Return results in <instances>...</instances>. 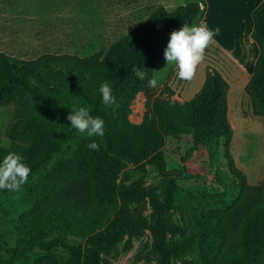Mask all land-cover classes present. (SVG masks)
Here are the masks:
<instances>
[{
	"label": "trees",
	"instance_id": "16d2710c",
	"mask_svg": "<svg viewBox=\"0 0 264 264\" xmlns=\"http://www.w3.org/2000/svg\"><path fill=\"white\" fill-rule=\"evenodd\" d=\"M206 8L204 0L172 11L157 7L105 55L44 54L21 60L0 52V107L17 108L9 129L10 146H0V159L9 152L22 156L31 171L18 191L28 186L32 202L16 225L15 246L7 248L0 243L4 252L0 264H100L101 252L147 225L143 217L118 208L119 198L130 201L144 193L119 187L117 173L128 163L144 161L165 172L160 151L165 137L191 134L192 149L203 146L215 159L221 156L222 147L231 176L242 185L235 204L242 199L246 177L231 154L229 84L217 70L207 71L202 88L190 101L180 104L158 97L142 123L132 124L128 119L135 97L154 93L147 80L165 60L170 34L199 22ZM251 17L250 37L258 45L259 57L246 93L254 114L264 118V0ZM134 70L143 71L145 79H139ZM105 81L115 97V103L108 106L101 103L98 92ZM73 106H87L90 115L102 119L104 135L85 138L69 157H62L78 135L67 120ZM93 141L98 145L95 150L87 147ZM259 190L260 202L240 223L234 244L228 226L234 220L235 204L218 212L195 205L186 212L187 235L169 247L168 229L160 218L168 207L151 196L158 217L154 250L159 264H172L173 254L187 252H195L202 264H264V180ZM10 191L0 189V197ZM69 239H87L90 249L70 244ZM36 250L45 256L33 257ZM59 251L69 254L70 261L52 256Z\"/></svg>",
	"mask_w": 264,
	"mask_h": 264
},
{
	"label": "rangeland",
	"instance_id": "374dc122",
	"mask_svg": "<svg viewBox=\"0 0 264 264\" xmlns=\"http://www.w3.org/2000/svg\"><path fill=\"white\" fill-rule=\"evenodd\" d=\"M192 1L195 0L186 3ZM226 1L219 4L217 0H210L201 20L188 25L205 27L215 33L193 77L190 80L178 78L175 65L162 61L154 71L153 78L157 80L154 93H139L132 102L128 119L132 124L142 123L158 97H169L180 104L190 101L202 88L207 71L217 70L229 84L228 119L233 129L231 154L235 166L245 174V194L235 204L242 185L231 176L222 157V147L219 148L221 156L215 159L203 146L192 149L191 134L165 137L160 150L166 164L165 172H161L157 164L144 161L128 163L117 173L119 187L144 193L135 200L119 198L118 208L143 217L147 225L136 235L125 236L112 248L101 252L100 264H159L154 250L158 217L151 196L163 207H168L160 218L168 229L166 244L169 247L187 235L186 212L195 205L218 212L235 204L231 215L234 220L228 226L230 241L234 244L240 223L260 202L259 188L264 180V118L254 114L246 93L252 75L243 71L247 65L242 66L240 56L245 54L250 42L248 26L244 21L239 24L238 17L225 18L227 12L230 13L229 6L222 7ZM255 3L253 1L251 6ZM181 5L183 3L174 6L169 0H0V52L21 60H34L44 54L81 58L105 55L113 43L143 24L157 7L166 6L172 11ZM248 12L249 8L241 11L245 16ZM213 17L216 18L213 20ZM246 55L251 63L257 51L248 50ZM16 115V106L0 107V146H10L9 129ZM85 138L88 137L78 134L62 157H69ZM27 188L0 197V243L7 248L15 246L19 218L32 208ZM68 242L84 250L90 249L87 239H69ZM3 255L0 251V257ZM44 256L34 251L33 257ZM52 256L70 261L69 254L64 252ZM171 263L202 264L195 252L173 254Z\"/></svg>",
	"mask_w": 264,
	"mask_h": 264
},
{
	"label": "clouds",
	"instance_id": "9594fccd",
	"mask_svg": "<svg viewBox=\"0 0 264 264\" xmlns=\"http://www.w3.org/2000/svg\"><path fill=\"white\" fill-rule=\"evenodd\" d=\"M218 32V29L216 30ZM214 32L200 26H183L178 31H173L169 36L167 47L164 51V58L168 63L175 65L178 78L190 80L197 66L203 59L204 50L211 42ZM136 76L144 80L143 71L134 70ZM157 80L150 78L147 80V87L155 88ZM101 97V103L105 106L115 103V97L112 95V89L107 81L103 82L98 89ZM71 128L77 131V134L86 137L104 135V121L99 117L90 115L87 106H73L67 117ZM90 149H97L95 141L87 145ZM31 169L23 161L21 155L15 152H9L0 159V189L18 191L20 187L28 180Z\"/></svg>",
	"mask_w": 264,
	"mask_h": 264
},
{
	"label": "crops",
	"instance_id": "0c3cea01",
	"mask_svg": "<svg viewBox=\"0 0 264 264\" xmlns=\"http://www.w3.org/2000/svg\"><path fill=\"white\" fill-rule=\"evenodd\" d=\"M174 2V6L175 5H178V4H180V3H183V5H186V4H188V3H191V2H188V3H186V1L187 0H176V1H174V0H169V2ZM205 2H206V4H210V0H204ZM215 2H216V0H214ZM218 1V3L220 4V3H222L223 4V2H224V0H217ZM253 1H256V3H255V5L254 6H251V3L253 2ZM263 0H227L226 2H227V4H224V5H222V7H227V6H229L230 7V13L229 12H227V15H226V19L227 18H231L232 16L234 17V18H237L238 17V22H239V24H243V21L245 22V24L248 26V30H247V33H248V38L250 39V42L248 43L249 45L246 47V50H245V54H241V60H242V66L244 67V65L246 66L244 69H243V71H246V72H248L249 73V75H253V72H254V67H255V63H256V61H257V59H258V57H259V48H258V45L251 39V33H252V29H253V21H252V23H251V21L250 20H252V17H251V14H252V12H253V10L262 2ZM192 2H194V1H192ZM183 5H181V6H183ZM173 6V7H174ZM251 6V7H250ZM159 7H164L165 9H167L166 8V6H159ZM247 8H249V12H248V14L245 16V15H242V13H241V11L242 10H246ZM216 17H213V20L215 19ZM218 18V21L220 20V15L217 17ZM233 18V19H234ZM232 19V18H231ZM244 19H246V20H244ZM230 25V24H229ZM248 50H252L253 52H256L257 51V56H256V59H255V61H253V62H249V55H250V53H249V55H248V57H247V55H246V52L248 51ZM251 73V74H250ZM252 77V76H251Z\"/></svg>",
	"mask_w": 264,
	"mask_h": 264
}]
</instances>
